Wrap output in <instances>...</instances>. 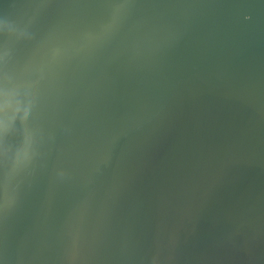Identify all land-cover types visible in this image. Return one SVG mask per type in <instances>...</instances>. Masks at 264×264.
<instances>
[{
	"label": "water",
	"instance_id": "obj_1",
	"mask_svg": "<svg viewBox=\"0 0 264 264\" xmlns=\"http://www.w3.org/2000/svg\"><path fill=\"white\" fill-rule=\"evenodd\" d=\"M0 264H264V0H0Z\"/></svg>",
	"mask_w": 264,
	"mask_h": 264
},
{
	"label": "clouds",
	"instance_id": "obj_2",
	"mask_svg": "<svg viewBox=\"0 0 264 264\" xmlns=\"http://www.w3.org/2000/svg\"><path fill=\"white\" fill-rule=\"evenodd\" d=\"M0 137H2V138H3V144H4V145H6V144H7V141H6V139H5L3 136H0Z\"/></svg>",
	"mask_w": 264,
	"mask_h": 264
},
{
	"label": "snow or ice",
	"instance_id": "obj_3",
	"mask_svg": "<svg viewBox=\"0 0 264 264\" xmlns=\"http://www.w3.org/2000/svg\"><path fill=\"white\" fill-rule=\"evenodd\" d=\"M0 144H3V138L0 137Z\"/></svg>",
	"mask_w": 264,
	"mask_h": 264
}]
</instances>
